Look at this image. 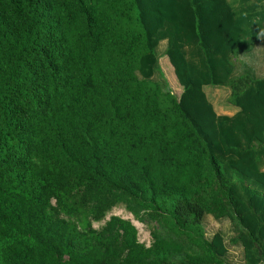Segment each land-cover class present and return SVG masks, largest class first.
<instances>
[{"label": "trees", "instance_id": "1", "mask_svg": "<svg viewBox=\"0 0 264 264\" xmlns=\"http://www.w3.org/2000/svg\"><path fill=\"white\" fill-rule=\"evenodd\" d=\"M263 32L264 0H0V264H264Z\"/></svg>", "mask_w": 264, "mask_h": 264}, {"label": "rangeland", "instance_id": "2", "mask_svg": "<svg viewBox=\"0 0 264 264\" xmlns=\"http://www.w3.org/2000/svg\"><path fill=\"white\" fill-rule=\"evenodd\" d=\"M165 47L164 42H160L156 48V55L158 58V65L161 73L163 74V79L167 85V89L174 95L178 96L180 93V87L176 83L172 69L168 67L167 60L164 59L163 50ZM245 63V68L251 70V73L255 77H261L264 75V32L257 43L254 50L247 56L242 57ZM170 68V69H169ZM244 67L240 68L238 73L243 71ZM171 71V72H170ZM203 92L213 107L216 114L224 113L227 116L231 114V108L228 103L229 92L224 88H213L210 86L203 87ZM109 215H114L122 219L129 220L131 224L135 227L137 231V239L140 243L148 246L150 239L147 229L142 225L137 223L132 219V217L126 213L121 207H116L112 209ZM108 215V216H109ZM101 224V223H100ZM100 224H93L94 228H97ZM202 228L204 232V237L209 239L214 233H220L226 242L228 237L231 235V229L228 221L218 220L215 221L209 216H205L202 221ZM226 260L232 264H240V250L238 248H227Z\"/></svg>", "mask_w": 264, "mask_h": 264}, {"label": "crops", "instance_id": "3", "mask_svg": "<svg viewBox=\"0 0 264 264\" xmlns=\"http://www.w3.org/2000/svg\"><path fill=\"white\" fill-rule=\"evenodd\" d=\"M230 111H231V114H229L228 116L233 115L236 112V109L235 108H231ZM217 115H226V114H224V113H218Z\"/></svg>", "mask_w": 264, "mask_h": 264}]
</instances>
